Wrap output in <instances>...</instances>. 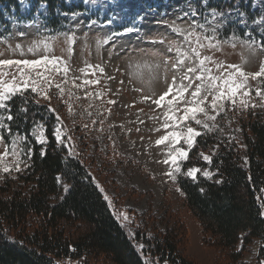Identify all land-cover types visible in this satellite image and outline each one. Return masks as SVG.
Returning <instances> with one entry per match:
<instances>
[{"label": "rangeland", "instance_id": "rangeland-1", "mask_svg": "<svg viewBox=\"0 0 264 264\" xmlns=\"http://www.w3.org/2000/svg\"><path fill=\"white\" fill-rule=\"evenodd\" d=\"M35 1L18 0V12L2 11L9 30L2 34L3 28L0 29V59H36L48 55L66 62L69 68L68 83H63L62 75H53V87L48 90L50 101L34 98L35 94L30 90L26 97L34 104L43 105L48 114L53 115L52 132L61 127L66 133L64 139L67 141V137H71L70 144L76 154L70 156L81 161L91 180L99 186V191L103 189V192L100 191L103 198L107 195L111 200L112 207L109 208L115 218L120 213L127 214L129 221H123L122 218L117 220L130 237L140 230L141 234L154 242L166 230L172 229L176 230L173 232L176 241L179 240L177 250L193 263L264 264L256 259L259 239H253L241 260L236 263L227 261L219 248L204 243L199 221L187 209L180 191H177V180L173 181L165 175L170 170V166L163 163L167 158V142L163 145L155 143L160 136L173 130L162 127L164 113L169 107L167 100L172 99V95L166 98L161 107L153 104L152 100L158 99L167 90L174 75L179 76V71L172 64L177 58L175 49L183 50L184 46L183 38L172 32L170 25L174 21L181 28L188 29V24L177 19V16L186 11L189 5L200 6L201 0H60L67 9L58 6L52 17L44 3L35 7ZM225 2L228 0H209L207 7L217 8L219 4L220 8L217 9L228 12L232 7L225 8ZM149 5L156 15L148 19L159 21L156 25L159 30L146 31L141 28L133 33L125 32L124 26H130L135 13L138 10L146 11ZM241 10L245 13L243 21L233 15L231 22H226L216 34L217 40L222 41L220 47L204 49L202 56H210L225 67L238 65L246 73H255L264 64V0H246L241 4ZM200 11L212 21L204 7L201 6ZM73 13H76L75 18ZM195 20L204 23L201 15L196 16ZM136 23L140 25L143 21L137 20ZM165 25H169V30H165ZM205 34L212 33L208 31ZM69 38H72L71 42ZM105 40L107 43H103ZM36 43L40 44V50L35 54L27 52ZM45 44L48 45L47 51L43 48ZM21 50L24 55H21ZM88 65H100L104 73L97 71L94 76H85L81 69H86ZM208 66L213 69V74H219L215 64ZM6 71L13 73L15 69ZM0 78L10 80L11 76ZM85 78L99 79L100 83L76 88L75 84H82ZM56 83L64 87L63 95L55 88ZM258 88L264 92V77L256 80L249 77L246 87L237 93L236 106L226 104L225 111L217 117V129L202 135L211 137L205 149L198 152L200 161L205 165H191L185 170L200 168L202 171L199 175L202 177L203 171H210L212 178L206 179L214 180L215 171L210 170L211 163L203 161L200 153L213 157L220 143L232 140L240 141L245 151V123L255 118L264 121V100L256 96ZM244 91H248L249 95L244 96ZM89 92L93 95L87 96ZM97 92L102 95L97 97ZM145 97L151 99L145 100ZM109 100L115 103L109 104ZM241 100L248 102V108L242 107ZM253 104L256 107H252ZM49 105L55 109L54 113L48 110ZM177 107L180 111L175 115H182L183 103ZM4 114L0 110V115ZM56 115L60 117V124L55 120ZM40 125L46 133L43 122H37L31 130L34 140L33 130ZM192 126L203 131L194 123ZM4 135L6 140L0 143V155L5 152L6 145H10L13 136H24L6 132ZM57 144L63 146L68 154L64 145ZM177 146H183V141ZM245 159L243 157L242 160L246 163ZM14 164L15 158L10 153L0 161V168L4 165L13 167L10 173L0 171V182L6 178L14 179L26 169L21 165L22 170L16 171ZM262 211L264 208L261 207ZM135 243L137 250L138 245H144L140 241ZM143 258L154 264H164V261L147 252ZM53 260L54 264H83L82 259L69 257Z\"/></svg>", "mask_w": 264, "mask_h": 264}, {"label": "trees", "instance_id": "trees-1", "mask_svg": "<svg viewBox=\"0 0 264 264\" xmlns=\"http://www.w3.org/2000/svg\"><path fill=\"white\" fill-rule=\"evenodd\" d=\"M244 1L228 0L225 8ZM40 3L51 17L58 6L67 9L60 0H36L34 6ZM3 10L18 12V0H0L2 34L9 30ZM27 100L25 104L17 96L10 102L15 117L8 122L12 133L24 135L22 146L32 148L33 154L29 167L14 179L0 182V264H54L53 259L65 257L82 259L83 264H142L146 252L171 264H196L177 250L176 230H166L154 242L140 230L130 237L81 161L54 140L53 115ZM39 121L46 129L45 145L31 136ZM243 139L245 151L238 140L220 143L210 164L214 180L198 174L193 181L180 175L177 189L199 221L204 243L219 248L227 261L236 263L253 239H259L256 259L264 262V217L259 214L264 203V121L255 118L245 123ZM210 141L208 136L198 138L183 169L205 165L198 152ZM42 148L45 156L40 155ZM217 178L223 182L217 183ZM136 241L145 246L141 252Z\"/></svg>", "mask_w": 264, "mask_h": 264}, {"label": "snow or ice", "instance_id": "snow-or-ice-1", "mask_svg": "<svg viewBox=\"0 0 264 264\" xmlns=\"http://www.w3.org/2000/svg\"><path fill=\"white\" fill-rule=\"evenodd\" d=\"M209 0H201L200 6L193 7L189 5L186 11H182L177 19L184 20L188 24V29L181 28L176 25L173 21L170 25L171 31L179 34L184 40L183 50L181 48H176L177 58L172 64V67L179 71V76L174 75L172 77V83L168 85L167 90L159 96L158 99H153L152 103L158 107L163 106L167 97L172 95V99L167 100L168 111L164 113V123L163 128H172V131H168L167 134L160 136L156 140V145H163L167 142V158L163 161L164 164L170 166V170L165 174L173 181H176L178 176L183 175L190 178L193 181L198 179V174L201 173V169L197 167H191L188 169L182 168V163L188 161L190 158V150L196 145L198 138L206 133H211L217 129V117L225 111L226 104H230L235 107L237 103V93L244 89L247 85L249 77L256 80L259 77H264V64L261 65L259 71L255 73H246L238 65H227L226 67L222 64L213 61L210 56H202V50L204 49H218L222 41L217 40L216 34L218 30L225 25L226 22H231V17L234 15L239 18V21H243L245 13L241 10V4H233L232 9L228 12L224 10H219L215 7L208 8ZM43 7V5H41ZM204 7L208 14L212 17L210 22L207 15H204L200 11V7ZM155 10L151 5L148 6L146 11H137L135 17L130 21V26L125 25L124 31L127 33H133L144 28L146 31L159 30L156 25L159 21H150L149 16H155ZM201 15L203 16L204 23H199L195 20V17ZM76 13H73V18H75ZM188 18V19H186ZM137 20H142L143 24L138 25ZM264 20V17H262ZM109 23H112L109 20ZM199 29V31H197ZM165 30H169V25H165ZM211 31V35L205 34ZM72 38H69L71 42ZM163 42V41H161ZM107 43V41H103ZM251 47V45H248ZM45 51L48 49V45H43ZM40 50V44L36 43L27 49L29 53H37ZM25 53L21 50V55ZM209 64H215V70L219 74H213V69L210 68ZM13 68L15 71L9 73L6 69ZM85 76L91 74L95 75L98 71L99 73H104V68L100 65H88L86 69H81ZM69 68L65 61H62L57 57H50L48 55L39 56L36 59H0V77H9L11 79L0 78V110H3L4 115H0V143H4L6 137L4 133L11 134L13 129L8 122H13L15 117L12 112V105L10 102L14 100L15 97L19 96L22 98L23 103H27V97L25 93L30 92L35 94V97H40L45 100H51V96L48 94V90L53 87V75H62L64 77L63 83L67 84V74ZM112 79V77H109ZM99 79H83L82 84H75L76 88H84L88 85L99 84ZM55 88L59 90V93L63 95L65 89L61 83H56ZM191 90V91H190ZM186 94H188L186 96ZM71 95V92H69ZM87 96H92V93H86ZM100 97L102 93L97 92L95 94ZM244 96H248L249 92L244 91ZM256 96L261 97L264 100V92L259 88L256 90ZM209 97L211 100L209 101ZM145 100L151 99V97H145ZM39 101L37 100V103ZM109 104H114L115 101L109 100ZM183 103V114L175 115L180 108L177 105ZM243 108H248V102L246 100L240 101ZM252 107H256L255 104ZM49 111L55 112L49 105ZM27 111V109H24ZM211 113V114H210ZM57 124H60L59 115L55 116ZM171 122V123H170ZM95 123V121L93 122ZM103 123V121H101ZM194 123L200 126L203 131L198 130L196 127L192 126ZM179 129V130H176ZM33 135H35L36 143L44 145L47 143V138L45 137L43 126H38L37 129L33 130ZM52 136L54 140L64 145L68 149L69 155H75L72 146L70 144L71 137H67V141L64 139L66 133L63 132L61 127L53 129ZM27 138L24 136H13L10 145H6L5 152L0 155V161H2L9 153L15 158L14 170L21 171V165L24 167H29L27 160L31 159L33 154L32 148H27L22 146V142ZM183 141V146L181 145ZM47 153L42 148L40 155L45 156ZM203 161L211 163L212 156L204 153H200ZM25 157L26 159H22ZM13 167L4 165L0 168V171L4 173H10ZM203 176L205 178L211 179L212 173L210 171H203ZM57 181L60 182V177H57ZM217 183H222L223 181L217 180ZM97 187H99L97 185ZM69 190L67 185H64V191ZM103 192V189H100ZM177 191H181L177 189ZM203 191V189H201ZM181 194H183L181 192ZM104 199L108 202L109 207H112V202L109 200L107 195ZM264 208V204L261 205ZM264 216V211L259 213ZM123 219V221H129V217L125 213H120L117 219ZM144 245H138L139 250L144 249ZM142 264H154L153 261L145 259ZM167 264V261H164Z\"/></svg>", "mask_w": 264, "mask_h": 264}, {"label": "bare ground", "instance_id": "bare-ground-1", "mask_svg": "<svg viewBox=\"0 0 264 264\" xmlns=\"http://www.w3.org/2000/svg\"><path fill=\"white\" fill-rule=\"evenodd\" d=\"M159 166V165H158Z\"/></svg>", "mask_w": 264, "mask_h": 264}]
</instances>
